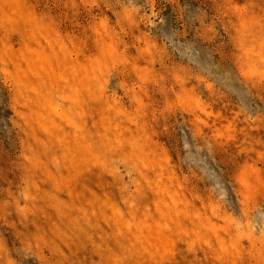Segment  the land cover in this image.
I'll return each mask as SVG.
<instances>
[{"label":"rangeland","instance_id":"rangeland-1","mask_svg":"<svg viewBox=\"0 0 264 264\" xmlns=\"http://www.w3.org/2000/svg\"><path fill=\"white\" fill-rule=\"evenodd\" d=\"M0 264H264V0H0Z\"/></svg>","mask_w":264,"mask_h":264}]
</instances>
